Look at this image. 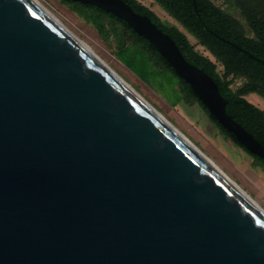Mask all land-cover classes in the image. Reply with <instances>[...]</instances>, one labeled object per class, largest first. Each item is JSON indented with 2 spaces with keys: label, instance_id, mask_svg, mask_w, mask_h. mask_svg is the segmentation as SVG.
<instances>
[{
  "label": "water",
  "instance_id": "95a60500",
  "mask_svg": "<svg viewBox=\"0 0 264 264\" xmlns=\"http://www.w3.org/2000/svg\"><path fill=\"white\" fill-rule=\"evenodd\" d=\"M72 1L126 21L264 159L147 15ZM0 264H264V210L33 0H0Z\"/></svg>",
  "mask_w": 264,
  "mask_h": 264
},
{
  "label": "trees",
  "instance_id": "16d2710c",
  "mask_svg": "<svg viewBox=\"0 0 264 264\" xmlns=\"http://www.w3.org/2000/svg\"><path fill=\"white\" fill-rule=\"evenodd\" d=\"M61 1L90 21L99 34L112 35L117 41L119 57L126 59L128 65L139 64L144 68H166L171 71L178 79L176 88L180 101L196 102L221 132L247 151L236 141L232 133L215 120L197 99L190 86L175 73L155 47L146 38L134 32L126 21L89 3ZM124 1L135 12L147 15L158 28L174 40L182 55L190 63L211 76L219 92L226 99L225 111L264 145V116L243 96L257 86L261 91L264 88V68L255 59L257 55L264 56V41L257 43L251 34L256 20L252 7L245 6L243 15L246 22L243 23L236 8V0H195V7L191 0H154L180 25L179 28L175 24L164 23L152 9L139 0ZM186 33L194 37L211 57L196 50ZM257 69L263 72L259 79L254 75ZM242 75L246 76L242 84L235 89L229 87L227 77L236 78ZM248 153L255 163L264 167V159Z\"/></svg>",
  "mask_w": 264,
  "mask_h": 264
},
{
  "label": "rangeland",
  "instance_id": "374dc122",
  "mask_svg": "<svg viewBox=\"0 0 264 264\" xmlns=\"http://www.w3.org/2000/svg\"><path fill=\"white\" fill-rule=\"evenodd\" d=\"M39 1L264 210V167L255 163L247 151L221 132L196 102L180 101L176 88L178 79L171 71L166 68H144L139 64L128 65L126 59L119 57L117 41L112 35L99 34L90 21L61 0ZM139 1L152 9L164 23H172L181 28L154 0ZM186 35L196 50L210 56L194 37L187 33ZM217 68L220 70L219 66ZM235 86L237 80L234 81L233 88ZM246 98L259 105L254 95H247Z\"/></svg>",
  "mask_w": 264,
  "mask_h": 264
},
{
  "label": "flooded vegetation",
  "instance_id": "af4514ba",
  "mask_svg": "<svg viewBox=\"0 0 264 264\" xmlns=\"http://www.w3.org/2000/svg\"><path fill=\"white\" fill-rule=\"evenodd\" d=\"M245 6H251L252 11L256 15L255 28L254 30H252L251 34L254 36L256 42L260 43L264 41V0H236V8H237L238 13L241 15L243 23L246 22L245 21L246 19L243 15L245 11L244 9ZM255 59L264 68V64L261 62V61L264 62V56L262 57L260 55H257ZM254 75L257 79H259L263 75V72L260 69H257ZM245 79H246V76L244 75H242L241 77H236V78L235 77L231 78L230 76L226 78V81H228L229 87L233 88V84L235 80H237V86H238L242 84ZM237 86H235L233 89H235ZM247 95H254L255 100L259 102V105H255V104L254 105L257 107L258 111H260L264 116V88H263V91H261L260 87L257 86L256 89L252 91H247L246 93L243 94L245 98L247 97Z\"/></svg>",
  "mask_w": 264,
  "mask_h": 264
},
{
  "label": "bare ground",
  "instance_id": "6f19581e",
  "mask_svg": "<svg viewBox=\"0 0 264 264\" xmlns=\"http://www.w3.org/2000/svg\"><path fill=\"white\" fill-rule=\"evenodd\" d=\"M37 5H39L46 13H48L56 22H58L67 32H69L75 39H77L94 57L101 60L97 57L88 47L85 45L80 39H78L73 33H71L39 0H33ZM102 61V60H101ZM102 63L116 76L118 77L127 87H129L138 97H140L162 120H164L175 132H177L181 137H183L191 146H193L203 157V159L213 167L223 178L228 180L235 188H237L240 193L244 196L249 198L253 203L258 205L249 194H247L237 183L227 177L220 169H218L213 162H211L208 158L204 156V154L187 138L185 137L180 131H178L162 114L150 103L148 102L135 88H133L129 83H127L122 77L116 74L113 70H111L103 61ZM259 206V205H258ZM260 207V206H259Z\"/></svg>",
  "mask_w": 264,
  "mask_h": 264
}]
</instances>
